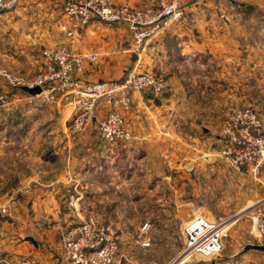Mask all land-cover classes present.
I'll return each mask as SVG.
<instances>
[{
	"label": "rangeland",
	"instance_id": "obj_1",
	"mask_svg": "<svg viewBox=\"0 0 264 264\" xmlns=\"http://www.w3.org/2000/svg\"><path fill=\"white\" fill-rule=\"evenodd\" d=\"M182 1L177 0L176 15L161 16L145 26L149 33L143 41H136L129 31V52L123 58L128 66L122 79L133 71H151L164 79L165 88L161 93L137 91L146 103L142 129L136 111L130 114L133 99L131 108L123 111L130 138L109 141L101 136L98 120L111 106L100 102L96 114L100 104L105 114L99 119L95 116L85 130L74 132L70 128L74 94L53 90L54 81L48 80L50 86L45 87L53 97L47 98L41 89L32 93L30 88L45 74V50L66 46L95 51L83 44L74 47L76 35L95 21L112 23L94 19L69 37L61 26L65 17L62 0L55 1L60 11L44 4L0 0V264H211L214 258L179 257L187 222H180L181 216L178 220L181 204H186L187 215L190 212L192 217L204 214L226 220L224 247L215 258L220 264H232L233 258L228 261L225 256L235 254L247 242L264 245L252 231L253 207L264 198L253 190L255 181L262 185L261 172L254 176L246 165L233 167L222 152L228 141L223 122L235 108L251 106L264 118V102L259 99L258 86L251 82L256 64H264L263 44H257L263 38L247 36L249 22L245 20L233 30L220 22L204 26L197 14L199 6L192 2L185 9ZM114 2L155 10L160 6L150 0ZM222 8V18L228 16L226 23L238 8L251 11L249 4L225 3ZM104 30L108 38L97 44L116 46L111 50L116 54L118 40ZM147 42L151 44L143 49ZM180 45L195 50L192 61L182 62ZM171 55L177 62H171ZM221 62L223 67L217 68L215 64ZM154 64L175 65L167 70L163 65L156 69ZM190 64L212 67L199 69ZM83 70L73 80H79ZM262 73L259 70V76ZM171 77L181 81L170 84ZM235 83L240 86L239 94ZM101 144L104 150L99 149ZM46 156L60 159L42 161ZM86 158L95 160V168L72 174V162L79 165L76 160ZM45 205L52 211L33 223L41 235L49 230L53 235L35 247L17 237V231L23 235V225L15 230L10 224L17 210L25 211L21 216L29 220ZM87 223L89 231L83 229Z\"/></svg>",
	"mask_w": 264,
	"mask_h": 264
},
{
	"label": "built area",
	"instance_id": "obj_2",
	"mask_svg": "<svg viewBox=\"0 0 264 264\" xmlns=\"http://www.w3.org/2000/svg\"><path fill=\"white\" fill-rule=\"evenodd\" d=\"M65 17L61 26L67 36L72 37L79 29L91 20L99 19L112 24L124 23L136 41L141 42L148 35L145 26L161 16L176 15L177 0H150L158 2L159 9L142 8L139 5H116L114 0H62ZM224 18H228L223 14ZM46 71L31 87L36 86L48 98L49 83L54 81L52 89H60L73 97V116L71 130H85L95 120L96 108L100 102L111 106L108 113L98 120L101 136L109 141L129 139L130 132L126 128L123 111L131 108L133 93L150 89L161 93L165 88L162 77L151 71H133L125 79L81 83L73 80V75L83 70L87 60H96L95 51H75L66 46L50 48L44 52ZM50 90V89H49ZM223 133L228 138L223 149L226 161L235 168L248 166L254 176H259L264 167V118L258 110L251 106L235 108L223 122ZM252 231L264 240V198L253 209ZM90 224L83 229L89 231ZM227 222L224 219H212L204 214H197L188 220L183 227L184 246L179 257L203 256L216 258L221 253L223 237ZM108 241L110 238H106ZM149 244V241H145ZM107 248L101 250L105 253Z\"/></svg>",
	"mask_w": 264,
	"mask_h": 264
},
{
	"label": "crops",
	"instance_id": "obj_3",
	"mask_svg": "<svg viewBox=\"0 0 264 264\" xmlns=\"http://www.w3.org/2000/svg\"><path fill=\"white\" fill-rule=\"evenodd\" d=\"M56 0H18L19 4H23V5H30L32 6L33 3L38 4V5H49L50 7H54L57 8V5L55 3ZM118 2H126V3H131V2H137V1H143V0H117ZM196 3L197 6H199L200 11L197 13L199 14V18L200 21L203 23L204 26H207V24L210 23H214L215 25L218 24V22H220V24H223L225 26H231V27H227V28H231L232 30L237 28V26L239 25V22L245 20L246 22H249L248 24V29H246L245 31L247 32V36L249 37H253V38H263V40L261 41V39H258V43L257 44H263V52H264V0H183L182 1V6L186 9V7L188 6V4L190 3ZM225 3H230L232 5H236V6H240V7H244L247 6L248 4L251 6V11L250 12H243L242 8H238L237 10H235L234 12H232L230 15V19L231 22L226 23V20L224 18H222L221 13H223L225 10L222 8L223 5ZM60 6V5H59ZM191 9V8H190ZM59 10V9H58ZM60 11V10H59ZM188 11V10H187ZM60 13V12H59ZM103 25H105L106 27H104ZM125 24H112L107 26L106 24H103V22H99L97 23L96 21L91 23L85 30H82L81 33L79 34V36L76 35V41H74V47L80 46L81 44L85 45L88 49L90 50H95L97 52H99V58L98 60L91 61V62H86L85 66H84V70L81 73V75L79 76V81L81 83L87 82V81H104V80H116V79H122V77L124 76V71L127 69L128 64L125 63V59H123L126 56V53L129 52L127 50V48L130 46V44L128 45V41L129 38L128 35H130L129 30L126 28V26H124ZM203 26V27H204ZM111 27V28H108ZM223 28V27H222ZM103 29V31L101 30ZM107 29L108 32H112L111 34V38H113L114 40H118V49L120 50L118 53V55L116 54H112L111 50L115 49L116 46H102L101 44H97L99 40H101L102 38H108V34H106V30ZM221 29V28H220ZM206 32V30H205ZM220 33L217 32L216 30V36H218ZM220 36V35H219ZM155 37V36H153ZM152 39H155L153 38ZM152 41V40H150ZM131 42V41H130ZM254 46H256V41H254ZM151 42H147V44H144L143 49H146L147 47H149L148 45H150ZM180 50H182L181 45L179 46ZM171 50V49H170ZM173 51V48L171 50V52ZM182 56L184 58H182V62L185 63L186 62H190L193 59V56L195 54V50H191V48H183L182 50ZM222 55V54H220ZM173 60H171V62H177L174 61L176 59H178L175 56H172ZM222 60V59H221ZM136 65V63H134ZM155 67H157L156 69L159 68H163V66L167 67L166 69L168 70V68H170V66L175 65V64H154ZM184 66L188 65V64H183ZM212 64H190L189 66L191 67H200L201 69L205 68L210 70ZM216 67L218 68H222L223 64L221 62V64H215ZM236 64H232V67H234ZM240 65V64H237ZM141 66H143V64H141ZM187 67V66H186ZM199 68V69H200ZM124 70V71H123ZM255 76H254V80H251V82H254V87L258 88L256 89L259 92V99L260 101L264 102V74L262 73V76H259V70H264V64H256L255 68ZM202 77V76H201ZM197 78V77H196ZM194 78V79H196ZM203 78V77H202ZM199 78V79H202ZM169 83L173 84L175 82H180V79H177L176 77L174 78H169ZM189 80L192 81V78L189 77ZM184 81L187 82V78H184ZM262 82V83H261ZM262 85V88H259V86ZM235 87V93L239 94L240 93V86L238 83L234 84ZM215 92L218 93V87H215ZM192 93V91H189L187 93V95H190ZM166 96H171V101H173V97L171 94H168ZM61 99V98H59ZM133 99H134V107L132 109V111L130 112L133 113L134 111H136V117H137V122L141 125V129L143 127L142 124V120H143V111H144V107L146 105L145 103V98H143V96H141V93L139 92H134L133 93ZM167 100H169L167 98ZM169 100V101H170ZM164 103H167V101H165ZM158 104V103H157ZM163 105V104H162ZM153 106V104H152ZM155 108L157 106H154ZM104 110H106L104 108L103 104H100L99 109L97 111L98 116L96 114V118L99 119V117H102L105 112ZM262 115L264 116V112H261ZM128 114V115H130ZM131 116V115H130ZM129 116V117H130ZM141 117V119H140ZM139 118V120H138ZM140 131V130H139ZM141 133V131H140ZM140 144V146H142L143 141L139 140V142H137V144ZM139 146V147H140ZM102 147V148H101ZM98 148V147H97ZM99 149L104 150L105 146L103 144H101L99 146ZM54 159H60V158H54V157H44L41 158L42 161H50V160H54ZM77 162H79L77 164H75V162H72V174H75L76 176H78L80 174V172H84V174L87 173V171H92L95 166L97 164L93 163L95 162V160H91L89 158L84 159H79L76 160ZM94 165V166H93ZM105 165H110L109 162L105 163ZM71 174V175H72ZM40 177V176H39ZM43 178V177H42ZM41 177L40 179L43 180ZM260 178L262 179V185L258 182H254V192L255 195H264V167L261 170V175ZM38 194V193H37ZM36 196V195H35ZM40 196V195H37ZM35 201L33 202V205H35ZM36 209V208H34ZM38 212H35L32 214L31 219L27 220H23L22 216H21V212L25 213V211L21 212L19 210H17V212L13 213L14 218L12 219V223L10 225H14L13 228H16L15 230H17V228H20L19 225H23V235L20 233H17V237L19 238H23L25 239L27 242L29 241L30 243H32V245H34L35 247L39 246V244L41 243V241H45L44 239H51L53 232L52 230L43 232L44 235H41L42 232L40 231V229H38V226L36 225V223H33L35 221V219H38V217L40 216H47V212L48 215L50 214L51 208L49 209V207H47V205L44 206V210H37ZM47 211V212H46ZM189 211V208L186 209V204H181L178 207V211L177 214L179 216L178 220L181 216V220L180 222H186L188 220H190L192 218V214L189 212V214L187 215ZM40 215H39V214ZM18 214V215H17ZM42 214V215H41ZM183 216V217H182ZM16 217V218H15ZM187 217V218H186ZM33 218V220H32ZM41 218V217H40ZM39 218V219H40ZM186 218V219H185ZM21 221V222H19ZM178 223V222H177ZM183 225V224H182ZM4 228L5 223H3ZM54 228V226H53ZM12 230V229H11ZM46 240V241H47ZM169 242V241H168ZM264 246V245H263ZM264 248H259V247H255L252 246L251 243L247 242L244 244L243 248L237 252H235V254L232 255H226L225 259H228V261H230V258L232 257V264H264ZM176 254V252L171 255V257L168 258V262H170V260L174 257V255ZM211 264H220L218 259H213Z\"/></svg>",
	"mask_w": 264,
	"mask_h": 264
},
{
	"label": "water",
	"instance_id": "obj_4",
	"mask_svg": "<svg viewBox=\"0 0 264 264\" xmlns=\"http://www.w3.org/2000/svg\"><path fill=\"white\" fill-rule=\"evenodd\" d=\"M30 91L32 92V93H36V92H39L40 91V88L39 87H35V88H30ZM254 208V207H253ZM252 208V209H253ZM252 246H255V247H259V248H264V246L263 245H254V244H251Z\"/></svg>",
	"mask_w": 264,
	"mask_h": 264
}]
</instances>
